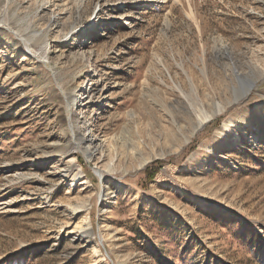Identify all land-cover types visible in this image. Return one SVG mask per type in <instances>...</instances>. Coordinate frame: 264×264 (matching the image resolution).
I'll list each match as a JSON object with an SVG mask.
<instances>
[{"label": "rangeland", "instance_id": "1", "mask_svg": "<svg viewBox=\"0 0 264 264\" xmlns=\"http://www.w3.org/2000/svg\"><path fill=\"white\" fill-rule=\"evenodd\" d=\"M41 4L0 0V264H264V0ZM85 122L141 154L89 159Z\"/></svg>", "mask_w": 264, "mask_h": 264}, {"label": "bare ground", "instance_id": "2", "mask_svg": "<svg viewBox=\"0 0 264 264\" xmlns=\"http://www.w3.org/2000/svg\"><path fill=\"white\" fill-rule=\"evenodd\" d=\"M39 1L42 2V4L40 6H42L44 10L46 9V7H49L50 0H39ZM56 19H57L56 15H52L49 18L50 22L58 24ZM61 31H62V29L59 30V32H61ZM20 32H19V35L22 37L24 42H26L27 47H28L27 49H29V51H31L32 50L31 49L32 48V46H31L32 42H30V40L26 37L27 35L25 36V33L21 34ZM66 35L67 34H64V36H66ZM47 36H48L47 33H42V36H41L42 40H40L42 45H45L46 40H48ZM33 51H31V52H33ZM225 51L227 53H230V50H228V48L227 49L225 48ZM33 53H35V52H33ZM61 67L58 66L57 64L52 66V70L55 73L57 80L59 79V77H61V70L59 69ZM233 76L235 78L234 81L239 83V85L238 84L234 85L235 91L233 92V94H234L235 99H239L241 97L249 96L254 91L255 87L257 86L255 78L254 79L246 78L243 75V73L241 71H239L238 69L233 70ZM85 92L86 91L82 92L81 94H84ZM65 99L73 100V105H72L70 110H73L72 108H74V105L77 107H80L84 102V101H82V99H80L82 104L81 103L77 104L76 97L70 91L66 92ZM232 100H233V97L227 98V100H225V101L216 102L215 103L216 105L212 110H205L202 108V110H201L202 113L199 116H197L198 118L192 122V129L190 131V135H184L183 139L185 141H188L191 134H194L197 131H199L200 129H202L209 120H211L213 117L217 116L218 114L222 113L224 111V109L230 104V102ZM86 103L84 104L85 106L87 105ZM127 115L131 119L135 118V116H136L135 110H133V109L129 110ZM71 127H73V129H74L73 132L75 135L76 144H78L81 148H83V147L85 148L87 146L92 148L89 151H87V156L89 159H98L99 160L103 155H107V154L109 155L110 160L106 164V167L109 170H111V168L114 166V165H111V162L114 161V159L116 157H117V160H119L120 158L122 159L123 155L126 156L127 159L131 155L133 157L137 158L141 154L140 153L137 156V153L139 151L141 152V148H142L141 145H137V142L139 144H141V143H143V141L140 139L139 141L136 142V140L129 135L130 130L128 129L127 126L123 127L124 135L122 134V136L118 135V134H114L111 136H104V137H99V135H96L92 131H89V126L86 122L84 123V129H83L84 133L81 136L76 135V129H75L76 126L71 125ZM121 140H122V142H121ZM81 174H82V171L78 170L75 177L79 178L81 176ZM83 183L86 184L87 180H83ZM111 192H113V191H110L107 194H109Z\"/></svg>", "mask_w": 264, "mask_h": 264}]
</instances>
